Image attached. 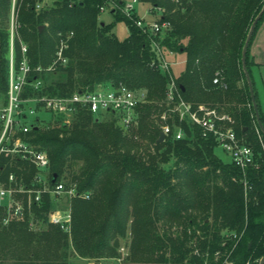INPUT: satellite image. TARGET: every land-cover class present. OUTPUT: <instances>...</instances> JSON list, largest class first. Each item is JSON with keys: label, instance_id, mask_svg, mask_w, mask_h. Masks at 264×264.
I'll return each mask as SVG.
<instances>
[{"label": "trees", "instance_id": "1", "mask_svg": "<svg viewBox=\"0 0 264 264\" xmlns=\"http://www.w3.org/2000/svg\"><path fill=\"white\" fill-rule=\"evenodd\" d=\"M17 1L15 65L21 60V41L27 44L31 67L25 94H65L83 86L121 83L143 91L145 101L138 123L126 132L113 119L86 110L70 124L53 116L21 132L46 151L48 182L75 185L79 194L65 204L71 212L69 230L48 221L47 212L57 202L47 192L39 204H32L36 229L30 227L28 214L0 226V264L120 258L121 240L127 253L119 264H259L264 255V153L241 50L264 0H137L163 9L160 20L170 23L161 44L182 56V68L172 74L181 96L192 104L225 109L237 135L253 146L257 167L244 172L215 154L214 136H203L198 125L176 115L167 122L180 126L182 137L157 141L164 122L160 115L167 111L169 76L152 63L151 37L136 25L134 11L128 15L111 7L113 21L99 18L100 6L124 0ZM37 2L43 3L39 9ZM10 6L11 0H0V105L8 88ZM263 17L264 12L249 47ZM120 20L128 27L123 39L113 31ZM61 42L66 62L52 72L35 70L52 63ZM249 47L246 66L252 79ZM216 72L227 82L226 90L213 84ZM38 77L46 83L35 90L30 82ZM10 172L31 185L36 168L2 153L0 180ZM85 192L88 197L82 196Z\"/></svg>", "mask_w": 264, "mask_h": 264}, {"label": "built area", "instance_id": "2", "mask_svg": "<svg viewBox=\"0 0 264 264\" xmlns=\"http://www.w3.org/2000/svg\"><path fill=\"white\" fill-rule=\"evenodd\" d=\"M175 2L178 0H174ZM43 3L37 2L39 9ZM117 7L126 14L133 11V4L124 2L100 6V12ZM156 17L146 20L144 16L137 17L135 23L141 30L151 37V46L155 52L154 66L169 76L166 91L167 111H163L160 118L164 121L160 125V131L166 137L180 138L183 135L180 126H174L167 122L168 116L176 115L179 120H186L198 125L203 136H214L217 145L226 152L232 163L243 172L249 166H256V153L252 145L244 142L243 137L238 136L234 127V119L231 114L216 105L207 103L192 104L185 100L175 83L173 66L178 63L173 50L167 49L161 44L164 32L170 27L167 20H160L163 9L155 7ZM11 29L9 31V71L6 102L0 106V155L9 153L20 159L30 161L36 168L35 178L31 185L26 184L22 177L10 172L5 181L0 180V226H5L13 221L23 220L29 215L30 225L34 226L32 204H39L43 193H49L57 202L47 212L50 223L57 224L63 230H69L71 221L70 209L65 206L69 198L78 195L75 185H66L58 180L50 184L49 164L51 163L45 150L39 149L21 136V132H28L35 121L48 120L53 116H59L65 124H70L82 110L91 112L98 118H111L124 131L138 123L139 106L145 101L144 92L133 90L124 84H112L108 86L98 85L95 88L88 86L74 88L65 94H25V85L28 83V75L31 71L27 56V44L20 41L21 60L16 67L14 60V40L18 37L14 10L12 11ZM64 43L61 42L56 51L55 59L48 67L37 66L38 71H54L57 64L66 62L63 56ZM212 82L219 88L226 90L227 82L216 72ZM35 90H40L46 83L40 77L31 82ZM256 132L264 153V139L262 132L256 126ZM88 197L89 193H82Z\"/></svg>", "mask_w": 264, "mask_h": 264}, {"label": "rangeland", "instance_id": "3", "mask_svg": "<svg viewBox=\"0 0 264 264\" xmlns=\"http://www.w3.org/2000/svg\"><path fill=\"white\" fill-rule=\"evenodd\" d=\"M52 1L53 0H46V3H53ZM17 2H18L17 0H11L10 17H9V31L11 29V20H12V18H14V17H12V11L14 10L15 4ZM124 2H128V3L133 4V6H134L133 11L137 13V17L144 16V18L146 20H153L154 17H156V10H154L151 7V5L147 2H138L137 0H124ZM99 18L104 22H110V21H113V19H114L113 14L110 12V9H106L105 11L101 12ZM113 31L119 39H123L124 37H126L128 35V27H127L125 21H123V20L116 21L114 24V27H113ZM263 31H264V17L260 21V23H259V25L255 31L251 45L255 44L257 42V40L260 37L261 32H263ZM177 59L180 61V63H178V65H177L178 67H176L177 70L179 71L183 66L182 56H179ZM251 62H252V60H251ZM252 74H253V79L256 82V87L259 90L258 102H259L261 113H262V116L264 119V85L261 84V77L264 78V66H261L260 68H257V69H253ZM224 106L227 107L228 104H226ZM223 110L225 111V109H223ZM45 123L46 122H41V126H44ZM150 150H153V148L150 147ZM214 152L223 161H229L230 160L229 155L226 152H224L220 146L217 145L214 149ZM30 227L36 229L35 225L34 226L32 225ZM125 242H126L125 240H121V245L119 247V252L121 253V257L125 256V254L127 253V248H126ZM121 257L120 258L101 259L98 261H94V260L90 261V260L79 258V257H71L69 259V264H119Z\"/></svg>", "mask_w": 264, "mask_h": 264}, {"label": "water", "instance_id": "4", "mask_svg": "<svg viewBox=\"0 0 264 264\" xmlns=\"http://www.w3.org/2000/svg\"><path fill=\"white\" fill-rule=\"evenodd\" d=\"M263 12H264V4L262 5V7H261L260 11L257 13V15L254 17V19L252 20L250 27L248 29V32H247V35H246V38L244 40L242 50H241V64H242V70L244 72L245 79H246V82L248 85L251 103H252V106L254 109L255 120H256V123H257L259 130L264 134V124H263V121L261 120V116H260V113L258 110V104L256 101V95H255V91H254V87H253V82H252L251 76H250L249 71H248L247 66H246V54H247V50L249 47V43H250V40L252 38L255 26H256L258 20L260 19V17L262 16ZM42 27L43 26H40L39 29H41ZM164 137H165L164 133L162 131H160L157 141L158 142L163 141ZM55 178H56V174L53 175L52 181H54ZM259 264H264V255L260 258Z\"/></svg>", "mask_w": 264, "mask_h": 264}, {"label": "crops", "instance_id": "5", "mask_svg": "<svg viewBox=\"0 0 264 264\" xmlns=\"http://www.w3.org/2000/svg\"><path fill=\"white\" fill-rule=\"evenodd\" d=\"M251 43H252V41H251ZM179 56H181V55L180 54L175 55V58H176L178 63H180V61L177 59ZM249 56H250V59L252 60V64H251V68H250L251 74H252L253 69H257V68H260L261 66H264V31L261 32L260 37L255 44H252V45L250 44ZM178 63H176L173 66L174 72H178V70L176 68V67H178L177 66ZM252 79H253V74H252ZM253 81H254V79H253ZM261 84L264 85V78L263 77H261ZM254 86H255V90H256L257 98H258L259 90L256 87L255 81H254Z\"/></svg>", "mask_w": 264, "mask_h": 264}]
</instances>
